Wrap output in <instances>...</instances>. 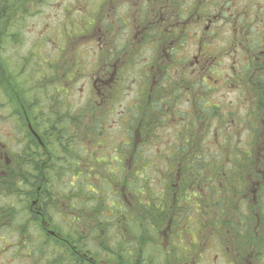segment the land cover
Listing matches in <instances>:
<instances>
[{
  "label": "flooded vegetation",
  "instance_id": "flooded-vegetation-1",
  "mask_svg": "<svg viewBox=\"0 0 264 264\" xmlns=\"http://www.w3.org/2000/svg\"><path fill=\"white\" fill-rule=\"evenodd\" d=\"M45 2H1L0 36L23 41L21 26L33 15L29 9ZM49 4L57 11V22L52 34L40 31L33 50L23 58L28 67L21 74L22 84L15 79L22 91L12 97L5 78H0V117L5 122L0 127V264H201L209 243L222 264H264V0H53ZM48 42L53 45L52 61L43 52ZM4 65L10 71L4 61L0 70L7 76ZM43 67L51 69L47 78L60 95L46 108L39 99ZM81 81L90 91L80 99L88 106L87 113L79 117L64 113L74 108L70 95L75 87L83 90L77 87ZM241 88L248 114L243 146L235 148L237 155L230 146L228 171L213 165V178L200 182L199 164L190 155L197 153L204 136L209 137L204 128L212 123L207 117L217 114L226 120L218 114L219 104L210 105L208 100L218 92ZM127 93L133 96L128 107L117 112L115 105ZM181 102H188L193 110L173 111ZM172 126L180 134L178 143L170 139L155 159L139 160L148 144L165 137L158 130ZM193 130L196 134L189 133ZM198 155L192 158L199 159ZM114 157L111 166L117 176L105 178L104 184L113 192L116 210L106 214L104 205H87L91 199L85 195H94L86 184L103 182L102 171ZM58 162L76 170L69 179L75 189L63 211L52 208L51 194L45 196L49 190L44 185L50 178L42 170L46 164L48 173ZM140 169L157 170L159 176L155 178L154 172L149 179H139ZM82 173L89 176L78 177ZM219 176L224 180L219 181ZM140 180L151 197L155 194L151 181L164 184L161 196H154L160 198L154 202L160 213L149 204L151 213L146 217L145 201L139 208L135 191L126 187ZM190 195L197 203L196 213L200 212L192 247L183 241L190 225L189 216L181 212ZM79 200L84 205L77 208ZM210 206L217 221L208 237L201 217ZM114 212L113 236L119 235V241L112 243L108 215ZM56 215L69 225L57 222ZM141 216L145 218L140 220ZM223 224L228 226L226 237ZM135 228L146 235V243Z\"/></svg>",
  "mask_w": 264,
  "mask_h": 264
},
{
  "label": "rangeland",
  "instance_id": "rangeland-1",
  "mask_svg": "<svg viewBox=\"0 0 264 264\" xmlns=\"http://www.w3.org/2000/svg\"><path fill=\"white\" fill-rule=\"evenodd\" d=\"M47 1H48L47 3L45 2L42 5V7H39L38 9L36 7L37 6L36 4L32 7V9H29L31 10V12L33 11V15L32 17L28 16V18L25 19L24 24L21 26L22 32L24 33L23 35H25V38L23 41H19L20 37H14V36L8 37L7 36V38L4 39L3 34H1L0 36V40H1L0 62L1 61L2 62L4 61V63L7 62L9 64V66L7 67L10 68V71H8L7 70L8 68L6 69L4 65L8 76L4 75L3 73L2 74H3V77L5 78L4 84L7 85V92H11L12 97H15V93H18V91H22L21 90L22 87L18 83L15 82V79L16 81L22 84V81L24 78L21 74L24 73L25 67L26 66L28 67V65H26V62L25 60H23V58L31 51V49L33 50L36 36L40 33L41 30H43L45 34L53 33L54 24H56L57 22L56 21L57 11L49 7L50 6L49 3L53 0H47ZM1 2L4 4L5 2H8V0H0V3ZM38 6H41V5H38ZM51 44H52L51 42L44 44L43 52H44L45 58L52 61L53 57L51 56V50L53 49V45ZM36 54L37 56L41 55V53H36ZM36 59L38 60L37 57L35 58V60ZM33 60L34 59H32V61ZM61 65L63 66L64 63L61 62ZM43 71L44 72L40 78V83L41 82L43 83V89H42L43 94L42 96L39 97V99H40V102H42V106L46 108L48 104L49 106H51L50 101L52 99L58 98V96L60 95H58V93L54 91V86L51 85L52 83L49 82V79L47 78L48 75H51V69H46V67H43ZM77 87L79 88L82 87L83 90H79L76 87L74 88L75 90L73 89L74 91L72 90L73 92L70 95L71 100H72L71 104L75 106L73 109L71 107L69 111H64V113H68L70 115L75 114L76 116L79 117L81 115H84L88 111V106H86L85 103H82L80 99L82 97H88L90 94V91L87 90V87L84 85L83 81H81L79 86L77 85ZM225 92L226 94H222L221 92H218V94L217 93L214 94L213 97H211L210 100H208V103L210 105H213L214 103H218L219 104L218 111H220L218 112V114L225 117L226 120L225 121L220 120V117H218L217 114H215L216 117H212V116L207 117V119L209 120V122L212 123V125L208 126L209 124H206V127L204 128V130L206 129L208 130L209 137H206L207 136L206 135L202 138L201 136L202 141L201 143H198L199 147H197V153L195 154L196 155L199 154L198 156L200 160L192 158V156L195 154L190 155L191 159H193V160L191 159L190 160L194 162L196 161L197 162L196 165L199 164V166L197 165V170H199L200 172V182H205L206 179H209L212 177L214 162L215 164H218L221 166L219 171L221 172L228 171V168H229L228 163L230 162V159L232 158L230 157V154L228 151L229 147L230 146H240V145L243 146V141L245 138L244 132H246L248 128V124H247L248 114L246 113L245 102L242 103L241 101V100L244 101L243 95L241 94L243 92V88L237 91H233V90L226 91L225 90ZM32 95L35 96L36 98L38 97V94L35 93V90L33 91ZM31 96L27 97L26 99L30 101ZM68 97L69 95H67V98ZM132 97H133L132 93L131 94L127 93L125 95L123 94V98H121V101L115 105L114 110L119 112L122 109H126L128 107L127 101L131 100ZM59 99H61V97H59ZM188 110L189 111L193 110L191 109L190 104L188 102H181L180 104H177L176 106H174L173 111H180V114H183V112L188 111ZM113 113L115 114V112ZM223 114H228V115L226 116ZM182 121L188 122L189 120L184 118ZM1 126L5 127L4 117H0V127ZM116 128L117 127L115 126L113 129H116ZM197 130H193V132H189V133L196 134ZM176 131L178 132V129L177 128L174 129L173 126L171 128L159 129L158 134L162 133L165 135V137L162 138L161 141L159 142L154 143L153 141V143L148 144L147 147L144 148V152L140 154L139 160H140V157L141 158L145 157L146 159H148V161L155 159L158 151L161 150L162 145L166 144L170 139L173 144L178 143V140H180V137H179L180 134H178ZM220 149H224L222 151L224 155L222 154L220 156L221 158H223V160H221V164H219V159H218L219 154H220V151H219ZM235 151L236 149L235 147H233V152ZM212 158H214V160H212ZM114 159L115 157L113 159H110V161L107 162L108 167L104 169V171H102V174L104 177L103 182H100L98 180L97 181L91 180L89 181L88 184H86V190L89 192H92L94 195V198L92 197L90 198V196L85 195V197H88L89 199H91V201L88 202L87 205L89 206L90 205L95 206L96 204L97 206L104 205L103 210L104 212H106V214L111 209L116 210V204L113 201L115 197L112 195L113 192L111 191V195H110V186L104 184L105 178H111L112 174H114L113 178L117 176V171L113 168L114 166H111L113 164V161H115ZM95 160L96 159L94 158L89 159V161H93V162H95ZM28 170L29 172L31 171L30 169ZM75 172L76 170L72 172V169L64 168L61 165V162L55 163L52 166V168L48 171V173H46V171L44 172L45 178H50V183L46 187L49 190V193L51 194L50 201L52 202L54 201V203H52V208H54L57 211H63L65 209L64 204L68 202V194L71 192L72 189H75L69 184L70 176L74 174ZM94 172L95 171H92V173ZM154 172H155V178H157L159 176V174L157 173L158 171L157 170L154 171L151 169L147 170L146 174L140 171L138 178L141 179V178L148 177L149 179L153 176ZM84 174L85 173H82V175H79L78 177H85L87 175V174L86 175ZM223 178L219 176V181L222 180ZM192 181L195 183L196 179H193ZM79 183H80V186L78 187L82 188L83 181L81 179H79ZM100 183H103V185L100 186L99 185ZM141 185H142V181L140 180L135 186H132V188L135 187V189L131 188L132 190L135 191L137 200L140 202L139 208H142L140 204L146 198V194H148V193H145V190L143 189L144 187L143 186L141 187ZM163 185H159L158 181L155 184L151 181L150 187L152 188V190H154L155 197H157V195H159V197L161 196V193L165 188ZM201 185L204 190H207L208 192L210 191L209 189L211 187L206 186L202 183ZM196 187L197 186L194 185L192 187V190ZM83 189H85V184H84ZM28 190H30V187H28ZM192 190L190 191L191 193H193ZM98 194H100L102 198L98 197ZM190 196L187 197V200L190 198L189 204H187L183 208L184 211H181V212L183 213V216H186V217L189 216V218L187 219L188 220L187 222L190 225V227L187 228L188 234L185 235V238L183 236V241L186 242L187 246L192 247V245H190V242L195 241L194 237H196V234H197L194 221L198 217L197 214H200V212L196 213V209L194 206H197V203L195 202L193 204L194 199L192 198V196L191 197ZM159 197L157 198L158 200L160 199ZM83 205L84 203H82V201L80 200L77 201L76 203L77 208L83 207ZM124 208L126 209V206H124ZM212 211L213 210L211 209V206H210V209H208L207 212H204L205 215H203V217L200 216L201 220L203 221L205 225L204 226L205 229L203 230V232L207 234L208 237H210L211 235L210 232H212L211 224L217 221L214 218V211L213 212ZM108 216H109L108 225L111 226L112 228L113 227L115 228L117 225L116 212L109 214ZM56 217L57 219L55 220L57 222H63L65 225H69L67 222L63 221L60 216L56 215ZM221 220H223V218H221ZM114 228L111 229L112 233L108 234L109 238L113 237L111 239L112 243L119 241V235L115 237L113 236L114 232L116 231L115 230L116 228L115 229ZM199 231H202V229H199ZM222 231H223V236L226 237L228 235V226L226 224H223ZM138 232L141 233V230H138L135 228L134 233L137 235ZM198 234L200 233L198 232ZM224 251H226V249H224ZM144 254L147 256V252H145ZM201 255H202V261L200 260L201 264H222L223 263L222 257L219 255V253L215 251L214 249L210 250V243L205 245V251H203Z\"/></svg>",
  "mask_w": 264,
  "mask_h": 264
},
{
  "label": "trees",
  "instance_id": "trees-1",
  "mask_svg": "<svg viewBox=\"0 0 264 264\" xmlns=\"http://www.w3.org/2000/svg\"><path fill=\"white\" fill-rule=\"evenodd\" d=\"M3 72L0 70V78H2L3 77V74H2ZM7 74V73H6ZM7 76H8V74H7ZM235 148H237V146H234ZM230 148H232V147H229V154H230V157L232 156V152H231V150H230ZM224 149H220L219 151H220V154H219V157H218V159H219V164H221V160H223V158H221L220 156L223 154V151ZM224 155V154H223ZM234 155H237V153L235 152V154ZM242 156H244V155H242ZM246 158V157H245ZM195 159V158H194ZM191 160H193V159H191ZM197 160H200V159H197ZM212 160H214V158H212ZM214 165H217V164H215V162H214ZM46 167H47V165L45 164V166H44V168L42 169L43 170V173L45 172V170H46ZM211 168V167H210ZM34 170H36V168H34ZM141 172H143L144 174H146L145 172H146V170H141ZM198 175V174H197ZM146 178V177H145ZM142 179V178H141ZM146 184V183H145ZM145 184H142L141 185V187L143 186L144 188L146 187L145 186ZM44 187L46 188V184L44 185ZM127 188H130V187H132V185H127L126 186ZM33 188H35V186L33 187ZM147 193V192H146ZM47 195H49V197H50V193H49V191H47V192H45V196H47ZM155 200H158L157 198H154V196L153 197H151L150 196V193L149 194H146V198L144 199V201H145V204H144V206H143V209L145 210V213H146V217H147V215H149L150 213H151V209H149L150 207H152L153 209H155V212H156V210L157 211H159L158 210V208H155ZM149 204L151 205L150 207H149ZM209 209H210V207H209ZM149 212V214H147ZM159 213H160V211H159ZM141 218H145L144 216H141L140 217V220H141ZM140 241L142 242V244H144V243H146V235L144 234V233H141V239H140Z\"/></svg>",
  "mask_w": 264,
  "mask_h": 264
}]
</instances>
